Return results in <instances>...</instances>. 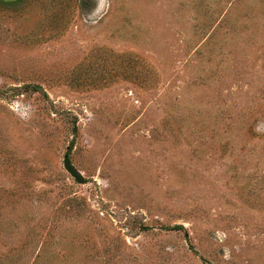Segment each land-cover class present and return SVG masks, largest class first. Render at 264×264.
I'll list each match as a JSON object with an SVG mask.
<instances>
[{
	"label": "rangeland",
	"instance_id": "1",
	"mask_svg": "<svg viewBox=\"0 0 264 264\" xmlns=\"http://www.w3.org/2000/svg\"><path fill=\"white\" fill-rule=\"evenodd\" d=\"M0 264H264V0H0Z\"/></svg>",
	"mask_w": 264,
	"mask_h": 264
},
{
	"label": "water",
	"instance_id": "2",
	"mask_svg": "<svg viewBox=\"0 0 264 264\" xmlns=\"http://www.w3.org/2000/svg\"><path fill=\"white\" fill-rule=\"evenodd\" d=\"M40 91L41 93H44L42 89H40ZM63 167H64V170L75 180L76 183L78 184L84 183V179L81 173L77 169H75V167H73V165L71 164L68 158V155L66 154L63 156Z\"/></svg>",
	"mask_w": 264,
	"mask_h": 264
},
{
	"label": "clouds",
	"instance_id": "3",
	"mask_svg": "<svg viewBox=\"0 0 264 264\" xmlns=\"http://www.w3.org/2000/svg\"><path fill=\"white\" fill-rule=\"evenodd\" d=\"M260 129H259V127L257 128V131H259Z\"/></svg>",
	"mask_w": 264,
	"mask_h": 264
}]
</instances>
